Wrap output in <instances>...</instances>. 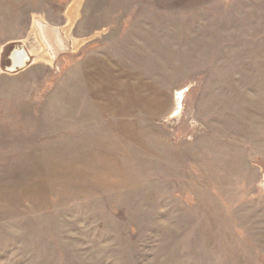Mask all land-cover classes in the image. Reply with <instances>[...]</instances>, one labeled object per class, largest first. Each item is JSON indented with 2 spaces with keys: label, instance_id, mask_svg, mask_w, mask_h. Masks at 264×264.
<instances>
[{
  "label": "rangeland",
  "instance_id": "1",
  "mask_svg": "<svg viewBox=\"0 0 264 264\" xmlns=\"http://www.w3.org/2000/svg\"><path fill=\"white\" fill-rule=\"evenodd\" d=\"M0 264H264V0H0Z\"/></svg>",
  "mask_w": 264,
  "mask_h": 264
},
{
  "label": "bare ground",
  "instance_id": "2",
  "mask_svg": "<svg viewBox=\"0 0 264 264\" xmlns=\"http://www.w3.org/2000/svg\"><path fill=\"white\" fill-rule=\"evenodd\" d=\"M45 30V38L48 42H50V44L53 46L52 49V53L54 55V58L57 54V52H59L60 50H65V49H69L70 48V43L64 38V35L62 33V31L60 30V28H54V30H51L49 28V26L46 24L44 27ZM20 49L15 50L12 53V63L13 66H15L16 64L20 63V60H24L27 59V57H25ZM29 56V53H28ZM25 57V58H24ZM15 64V65H14Z\"/></svg>",
  "mask_w": 264,
  "mask_h": 264
},
{
  "label": "water",
  "instance_id": "3",
  "mask_svg": "<svg viewBox=\"0 0 264 264\" xmlns=\"http://www.w3.org/2000/svg\"><path fill=\"white\" fill-rule=\"evenodd\" d=\"M20 50H21L22 54L25 57H27V59L22 60L23 59V57H22V59L20 60V63H18L16 65L14 64L15 66H13V63H12L10 69L13 71H17L19 68H21V69L24 68L27 65V62L31 61L30 53L27 50H25L24 48H21ZM28 53H29V56H28Z\"/></svg>",
  "mask_w": 264,
  "mask_h": 264
}]
</instances>
